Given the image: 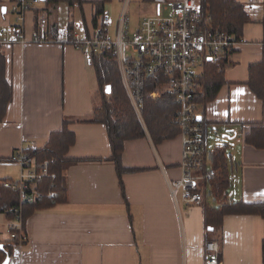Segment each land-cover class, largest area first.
<instances>
[{"label": "crops", "instance_id": "crops-1", "mask_svg": "<svg viewBox=\"0 0 264 264\" xmlns=\"http://www.w3.org/2000/svg\"><path fill=\"white\" fill-rule=\"evenodd\" d=\"M159 1L106 0L104 13L114 25L125 8L132 25L155 13ZM238 1L249 17L243 39L226 63L217 96L199 109L208 122L207 151L227 147L228 199L264 202V147L245 140L253 124L264 125V94L259 97L249 84L250 66L262 63L264 68V0ZM13 2L0 0V36L7 29L14 38L0 43L13 92L0 121V181L19 175L20 167L9 160L15 148L43 146L65 119L76 134L68 156L83 159L67 166L65 199L27 216L21 246H15L8 232L14 215L0 209V240L12 250L9 264H204L208 237L220 243L223 264H264L263 216L226 214L219 228L207 230L203 203L174 199L169 181L182 173L180 133L158 143L149 133L126 140L123 165L137 170L122 174V188L109 159L106 124L87 121L102 104L93 62L72 44L15 42ZM42 14L50 23L72 26L85 35L94 23L95 6L93 0L72 6L64 0H42L25 14L27 39ZM217 126L228 141L209 145L210 130L216 134ZM205 200L210 205L221 201Z\"/></svg>", "mask_w": 264, "mask_h": 264}, {"label": "built area", "instance_id": "built-area-1", "mask_svg": "<svg viewBox=\"0 0 264 264\" xmlns=\"http://www.w3.org/2000/svg\"><path fill=\"white\" fill-rule=\"evenodd\" d=\"M41 1L14 0L11 10L16 18L15 42L72 44L92 62L103 53H109L119 67L126 92L142 122L145 97L155 99L163 92L173 94L179 105L174 122L182 136V173L170 179V192L174 199L180 197L188 204H200L207 197L214 199L211 190L216 170L205 147L204 126L199 118L200 104L195 97L203 91L200 78L206 65L228 63L242 36L212 27L211 17L202 14L199 0H160L155 13L142 15L132 25L125 8L121 19L114 25L110 15L103 13L85 35L72 26L60 27L50 23L42 14L37 29L27 39L25 14ZM1 33L5 36H0V43L14 40L9 37L7 29ZM29 149L33 148L23 145L13 150L9 160L20 167L19 175L16 179L0 181L2 186L18 192V203L3 208L5 213L14 215L8 232L15 246H21L26 239L23 204L58 197L57 190L51 189L57 177V173L50 169L51 162L46 159L37 165ZM45 178L51 182L47 191L41 188ZM205 250L204 264H223L217 240L206 241Z\"/></svg>", "mask_w": 264, "mask_h": 264}, {"label": "trees", "instance_id": "trees-1", "mask_svg": "<svg viewBox=\"0 0 264 264\" xmlns=\"http://www.w3.org/2000/svg\"><path fill=\"white\" fill-rule=\"evenodd\" d=\"M60 1V0H54ZM69 6L82 5L85 0H64ZM106 0H93L95 6L94 23H97L98 17L104 13ZM203 15H210L211 25L214 28L227 30L242 36L243 26L249 19L245 6L238 0H199ZM38 23V21H37ZM96 75L99 88L102 95V104L96 110L94 116L89 122L105 123L108 129L112 153L109 159L115 162L120 183L123 188L122 174L126 171H134L137 168L123 165L122 156L125 147V141L132 138L151 135L153 140L158 143L165 139L175 137L180 133L179 126L174 122L176 110L179 105L175 96L168 92H163L159 97L153 99L145 97L143 108V119L145 124L138 118L131 100L126 92L121 79L120 70L116 61L111 58L109 53H103L99 58H94ZM226 64L221 66L208 63L205 67L200 81L203 84V91L196 95L197 102L204 106L207 102L213 100L223 83L225 82L224 70ZM251 77L249 84L253 91L262 97L264 94V68L262 63L252 64L250 66ZM108 86L110 91L108 92ZM151 88V86H149ZM110 94V98L107 97ZM12 86L6 77V57L0 50V121L6 114L7 107L12 99ZM201 122L204 126V136L207 133L208 122L205 121L204 114L201 113ZM69 120L63 121L60 129L51 132L48 141L41 147L29 149L30 156H33L37 165L48 159L50 169L57 173L55 182L51 189L58 192L56 199L42 198L34 202L23 204V230H25V221L27 216L36 209L49 207L66 197L67 181L66 169L70 163L83 158H73L68 156L70 147L75 143L76 134L69 128ZM245 140L255 146L264 147V125L253 124L250 132L245 136ZM99 159V158H98ZM213 166L216 170V176L212 180V190L215 199H220V204L210 205L203 203V213L207 230L210 227L219 228L222 225L226 214L231 213H254L264 217V202H245L243 200H229L227 197L230 185V170L228 167V156L226 145L217 146L211 153ZM49 178H45L41 188L47 191L51 186ZM0 209L14 206L18 203V192L11 188L0 185ZM11 214H7L10 216ZM213 240L208 237L206 241ZM0 249V263L7 255L11 257V248Z\"/></svg>", "mask_w": 264, "mask_h": 264}, {"label": "rangeland", "instance_id": "rangeland-1", "mask_svg": "<svg viewBox=\"0 0 264 264\" xmlns=\"http://www.w3.org/2000/svg\"><path fill=\"white\" fill-rule=\"evenodd\" d=\"M6 3L7 2L4 1V4H6ZM140 10H141V13H144L145 11H147V10H144L142 8H140ZM9 14H10V12H9ZM107 97L110 98V94L107 93ZM217 128H218V132L216 134L213 132V130L212 131L210 130V134H209V145L220 144L223 140L228 141V140H226L227 139L226 137L225 138L221 137V132L219 130L220 127L217 126ZM16 178H17V176H15L13 179H16ZM229 193H230V190H229ZM1 221H3V216L0 215V225H1ZM6 236H8V235L6 234ZM1 241H3V240H0V243H3Z\"/></svg>", "mask_w": 264, "mask_h": 264}, {"label": "water", "instance_id": "water-1", "mask_svg": "<svg viewBox=\"0 0 264 264\" xmlns=\"http://www.w3.org/2000/svg\"><path fill=\"white\" fill-rule=\"evenodd\" d=\"M107 91L108 92L110 91V87L109 86H108V90ZM199 118L201 119V116H199ZM3 248H4V244L3 243H0V249H3ZM9 262H10V256L7 255L5 257V259L0 264H9Z\"/></svg>", "mask_w": 264, "mask_h": 264}]
</instances>
